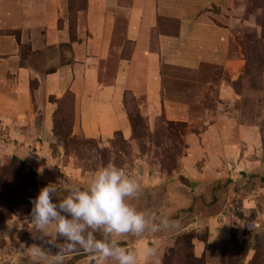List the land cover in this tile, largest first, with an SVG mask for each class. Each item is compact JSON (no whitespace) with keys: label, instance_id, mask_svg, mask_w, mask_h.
Instances as JSON below:
<instances>
[{"label":"rangeland","instance_id":"obj_1","mask_svg":"<svg viewBox=\"0 0 264 264\" xmlns=\"http://www.w3.org/2000/svg\"><path fill=\"white\" fill-rule=\"evenodd\" d=\"M11 2L18 16L14 23L2 19L0 63L25 69L32 96L39 79L81 64L86 49L99 58V84L111 83L118 59L131 54L122 37L123 21L112 23L115 14L104 15L113 38L92 39L88 52V0ZM216 9L212 7L216 16L211 25L223 27L229 40L194 67L161 62V102L154 110L128 93L129 124L119 133L88 138L80 128L73 92L44 98L58 104L57 135L51 132L53 140L43 142L45 152L27 142L22 143V158L11 153L21 161H11V154L0 160V264H46L34 262L27 249L36 245L56 254L55 245L67 241L54 226L35 228L31 201L52 183L57 188L52 202L59 203L71 187H86L94 172L109 163L140 184L129 203L179 225L140 237L120 236L118 242L129 250L156 249L155 256L138 264H264V0H234L228 9ZM0 71L8 80L18 78L1 65ZM77 102L81 105L82 97ZM43 115L39 110L35 116L36 128ZM26 137L43 141L41 132ZM93 235L104 238L100 230ZM87 257L77 248L64 264H90Z\"/></svg>","mask_w":264,"mask_h":264},{"label":"crops","instance_id":"obj_2","mask_svg":"<svg viewBox=\"0 0 264 264\" xmlns=\"http://www.w3.org/2000/svg\"><path fill=\"white\" fill-rule=\"evenodd\" d=\"M11 1L0 0V27L2 19L10 20L9 23L17 21ZM233 3L234 0H88L84 12V33H89L86 37L90 41L88 52L92 39L113 38L114 29L104 25V15L118 16L112 23L123 21L122 37L130 43V56L118 59L111 83L99 84V58L88 54L86 49L81 64L67 65L39 79L33 96L25 84V69L18 67L16 70L8 63H0L4 72L9 69L18 76L8 80L0 71V127L5 138L0 141V160L11 153L22 158L25 154L22 143L27 142L45 152L43 142L51 141L48 139L53 126L51 118L57 107L56 103L44 100L45 97L60 99L66 91L73 92L80 128L92 139L107 131L128 128L124 106L126 93L143 99L155 110V103L162 99L160 74L157 73L159 64L194 67L200 58L215 56L224 41L229 40V35L223 27L211 25L212 17L216 16L212 7L219 11V8L228 9ZM172 24L176 25L175 29ZM81 97L79 105L77 99ZM39 110H43L44 115L40 128H36L35 116ZM29 132H41L43 141L29 140L26 137Z\"/></svg>","mask_w":264,"mask_h":264},{"label":"clouds","instance_id":"obj_3","mask_svg":"<svg viewBox=\"0 0 264 264\" xmlns=\"http://www.w3.org/2000/svg\"><path fill=\"white\" fill-rule=\"evenodd\" d=\"M56 191V184L52 183L39 190L31 201L32 224L38 230L54 226L55 233L67 243L55 245L59 249L56 254L47 253L36 245L29 247L27 250L34 262L64 264L66 255L79 248L88 254L90 264H106V261L138 264V260L155 256L156 249L144 246L129 250L118 242L120 236L140 237L145 232L167 231L179 226L167 216L139 211L129 203L140 191V184L123 168L111 163L96 170L86 187H71L59 203L52 202ZM97 230L102 232L103 239L95 238L93 233Z\"/></svg>","mask_w":264,"mask_h":264},{"label":"trees","instance_id":"obj_4","mask_svg":"<svg viewBox=\"0 0 264 264\" xmlns=\"http://www.w3.org/2000/svg\"><path fill=\"white\" fill-rule=\"evenodd\" d=\"M127 42V41H126ZM127 43H129V42H127ZM130 44V43H129ZM68 94L69 95H73L70 91H68ZM127 95H128V93H126L125 95H124V104L126 103V98H127ZM57 112H58V104H57V107H56V109H55V111H54V114H53V126H52V133L54 132V135H57V133L55 132V129H56V127H54V124L56 123V114H57ZM132 119L130 118V121H131ZM54 127V128H53ZM115 133H119V131H116ZM59 136V135H58ZM11 161H21L18 157H16V156H11ZM73 263V262H72ZM71 262L70 263H68V264H72Z\"/></svg>","mask_w":264,"mask_h":264},{"label":"water","instance_id":"obj_5","mask_svg":"<svg viewBox=\"0 0 264 264\" xmlns=\"http://www.w3.org/2000/svg\"><path fill=\"white\" fill-rule=\"evenodd\" d=\"M47 138V137H46ZM48 139H50V140H53V138L52 137H49Z\"/></svg>","mask_w":264,"mask_h":264},{"label":"built area","instance_id":"obj_6","mask_svg":"<svg viewBox=\"0 0 264 264\" xmlns=\"http://www.w3.org/2000/svg\"><path fill=\"white\" fill-rule=\"evenodd\" d=\"M1 137V136H0Z\"/></svg>","mask_w":264,"mask_h":264}]
</instances>
